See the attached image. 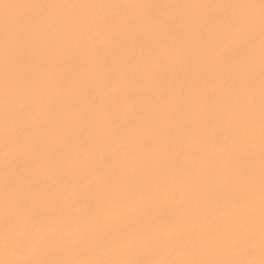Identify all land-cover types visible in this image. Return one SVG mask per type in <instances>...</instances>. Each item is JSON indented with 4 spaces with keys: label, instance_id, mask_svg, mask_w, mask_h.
<instances>
[{
    "label": "rangeland",
    "instance_id": "rangeland-1",
    "mask_svg": "<svg viewBox=\"0 0 264 264\" xmlns=\"http://www.w3.org/2000/svg\"><path fill=\"white\" fill-rule=\"evenodd\" d=\"M263 206L264 0H0V264H264Z\"/></svg>",
    "mask_w": 264,
    "mask_h": 264
},
{
    "label": "bare ground",
    "instance_id": "bare-ground-1",
    "mask_svg": "<svg viewBox=\"0 0 264 264\" xmlns=\"http://www.w3.org/2000/svg\"><path fill=\"white\" fill-rule=\"evenodd\" d=\"M224 114H225V113H224ZM225 121H226V120H225ZM225 124H226V123H225ZM76 175H77V173H76ZM30 178H31V177H30ZM33 178H34V176H33ZM28 179H29V177H28ZM24 180H26V179H24ZM20 184H21V183H20ZM157 195H158V194H157ZM131 196H132V195H131ZM122 197H123V196H122ZM125 197H126V196H125ZM160 197H161V196H160ZM129 201H130V200H129ZM131 203H132V202H131ZM239 203H240V202H239ZM262 203H263V202H262ZM126 204H127V203H126ZM242 204H243V203H242ZM239 207H240V206H239ZM263 207H264V206H263ZM235 208H236V207H235ZM243 208H244V207H243ZM243 208H242V209H243ZM236 209H237V208H236ZM237 210H238V209H237ZM238 212H239V211H238ZM89 213H91V212H89ZM92 213H93V212H92ZM99 214H100V213H99ZM91 215H92V214H91ZM104 215H105V214H104ZM209 216H210V214H209ZM90 217H91V216H90ZM100 218H101V217H100ZM263 218H264V217H263ZM193 220H194V218H193ZM211 220H214V219L211 218ZM211 220H210V221H211ZM84 221H85V220H84ZM88 221H90V220L88 219ZM88 221H87V222H88ZM206 221H207V219H206ZM210 221H209V222H210ZM221 221H222V220H221ZM254 221H255V220H254ZM71 222H72V221H71ZM91 222H92V221H91ZM194 222H195V221H194ZM203 222H204V221H203ZM224 222H226V221H224ZM252 222H253V221H252ZM73 223H74V222H73ZM95 223H96V222H95ZM97 223H99V222H97ZM212 223H213V222H212ZM61 224H63V223H61ZM64 224H65V223H64ZM69 224H70V223H69ZM183 224H184V223H183ZM183 224H182V225H183ZM209 224H210V223H209ZM228 224H229V223H228ZM256 224H257V223H256ZM58 225H59V224H58ZM70 225H71V224H70ZM252 225H253V224H252ZM258 225H259V226L261 225V227L263 228V227H264V222H263V221H262L261 223L259 222ZM63 226H64V225H63ZM63 226H62V227H63ZM188 226H190V225H188ZM188 226H187V227H188ZM200 226H201V225H200ZM206 226H207V225H206ZM211 226H213V224H212ZM208 227H209V226H208ZM222 227H223V225H222ZM249 227H250V225H249ZM249 227H248V228H249ZM256 227H257V226H256ZM59 228H60V227H59ZM180 228H181V227H180ZM184 228H186V226H185ZM229 228H231V227H229ZM242 228H243V227H242ZM251 228H252V227H251ZM189 229H190V228H189ZM212 229H213V228H212ZM215 229H216V228H215ZM225 229H226V228H225ZM225 229L220 230V233H223V232L225 231ZM259 229H260V228H259ZM55 230H56V229H55ZM55 230H54V231H55ZM64 230H66V229H64ZM176 230H177V229H176ZM181 230H182V229H181ZM197 230H198V229H197ZM253 230H254V228H253ZM256 230H257V229H256ZM174 231H175V230H174ZM195 231H196V230H195ZM206 231H207V230H206ZM213 231H214V230H213ZM215 231H216V230H215ZM215 231H214V233H215ZM226 231H227V230H226ZM246 231H247V230H246ZM59 232H61V231H59ZM199 232H200V231H199ZM209 232H210V231H209ZM240 232H241V231H240ZM244 232H245V231H244ZM250 232H252V230H250ZM54 233H55V232H54ZM65 233H66V232H65ZM255 233H256V232H255ZM32 234H33V233H32ZM52 234H53V233H52ZM58 234H59V233H58ZM61 234H62V233H61ZM178 234H179V233H178ZM195 234H197V232H196ZM210 234H211V233H210ZM225 234H226V233H225ZM247 234H248V233H247ZM253 234H254V233H253ZM191 235H192V234H191ZM207 235H208V234H207ZM213 235H214V234H213ZM243 235H244V234H243ZM255 235H256V234H255ZM29 236H30V235H29ZM35 236H36V235H35ZM35 236H34V237H35ZM53 236L55 237V235H53ZM61 236H62V235H61ZM184 236H185V235H184ZM187 236H188V235H187ZM211 236H212V235H211ZM218 236H219V235H218ZM220 236H221V235H220ZM222 236H223V235H222ZM39 237H40V236H39ZM46 237H47V236H46ZM56 237H57V236H56ZM56 237H55V238H56ZM195 237H196V236H195ZM201 237H202V236H201ZM247 237H248V236H247ZM28 238H29V237H28ZM49 238H50V237H49ZM138 238H139V237H138ZM143 238H144L145 240H144V239H141V240H142L141 242H144L145 244H147V243L150 244V242L153 241V240L155 239V238H153V236L150 237V238H145V237H143ZM178 238H180V236H179ZM183 238H184V237H183ZM237 238H238V237H237ZM244 238H245V237H244ZM36 239H37V238H36ZM42 239H43V238H42ZM44 239H45V238H44ZM59 239H60V238H59ZM193 239H194V238H193ZM208 239H209V238H208ZM238 239H239V238H238ZM251 239H252V238H251ZM251 239H250V240H251ZM263 239H264V237H263ZM50 240L52 241V238H50ZM166 240H167V238H166ZM172 240H173V239H172ZM174 240H175V239H174ZM212 240H213V238H212ZM248 240H249V239H248ZM37 241H38V240H37ZM162 241H163V240H162ZM177 241H178V240H176V242H177ZM235 241H236V240H235ZM245 241H246V239H245ZM25 242H26V241H25ZM33 242H35V241H33ZM33 242L30 241L29 244H30V245H33V244H32ZM44 242H45V241H44ZM153 242H154V241H153ZM195 242H197V241H195ZM210 242H211V241H210ZM240 242H242V241H240ZM240 242H239L238 244H240ZM253 242H254V241H253ZM151 243H152V242H151ZM166 243H167V241H166ZM234 243H235V242H234ZM245 243H246V242H245ZM245 243H244V244H245ZM29 244H28V246L30 247ZM36 244H37V242H36ZM124 244H127V245H124ZM124 244H122L121 246H118V245H117L118 247L113 248V249L111 248L112 250H110V251H109L108 249H105V251H104V249L101 248L103 251L101 250L100 254L96 253V255H99V256H97V257H98V259L101 258V260L107 259L108 257L110 258V255L113 254L114 249H115L114 252H118V251H119V252H120V251L122 252V250H124V249L126 248V246L128 247V245H129L128 242H126V243H124ZM140 244H141V243H140ZM170 244H171V242H170ZM209 244H210V243H209ZM236 244H237V243H236ZM236 244H235V246H236ZM238 244H237V245H238ZM241 244H242V243H241ZM253 244H254V243H252V246H253ZM34 245H35V244H34ZM34 245H33V246H34ZM20 246H21V245H20ZM25 246H26V245H25ZM129 246H130V245H129ZM15 247H16V246H15ZM102 247H103V245H102ZM108 247H109V246H108ZM197 247H198V246H197ZM197 247H196V245H195V252L198 250ZM199 247H200V246H199ZM231 247H232V245H231ZM237 247H239V246H237ZM237 247H236V248H237ZM19 248H20V247H19ZM30 248H31V247H30ZM33 248H34V247H33ZM103 248H104V247H103ZM117 248H118V249H117ZM130 248H131V247H130ZM251 248H252V247H251ZM24 249H26V248L23 247V250H24ZM128 249H129V247H128ZM165 249H166V248H165ZM196 249H197V250H196ZM240 249H242V248L240 247ZM11 250H12V249H11ZM98 250H99V248H98ZM98 250H97V251H98ZM117 250H118V251H117ZM191 250H194V247H193ZM191 250H190V252H192ZM227 250H228V249H227ZM237 250H238V249H237ZM25 251H26V250H25ZM29 251H30V250H29ZM29 251H28V252H29ZM97 251H96V252H97ZM124 251H125V250H124ZM164 251H165V250H164ZM166 251H167V250H166ZM166 251H165V252H166ZM228 251H229V250H228ZM10 252H11V251H10ZM16 252H17V250H16ZM22 252H24V251H22ZM193 252H194V251H193ZM244 252H245V251H244ZM19 253H20V251H19ZM188 253H189V252H188ZM199 253H200V252H199ZM232 253H233V252H232ZM238 253H240V252H238ZM238 253H237V254H238ZM168 254H169V253H168ZM195 254H196V253H195ZM197 254H198V253H197ZM237 254H236V255H237ZM248 254H249V253H248ZM13 255H14V254H13ZM15 255H16V254H15ZM114 255H115V254H114ZM160 255H161V254H160ZM187 255H188V254H187ZM199 255H200V254H199ZM249 255H250V254H249ZM161 256H162V255H161ZM246 256H247V255H246ZM75 257H76V256H75ZM99 257H100V258H99ZM167 257H168V255H167ZM236 257H237V256H235L234 258H236ZM240 257H241V256H240ZM142 258H143V257H142ZM184 258H185V255H184ZM75 259H77V258H75ZM75 259H73L72 261H74ZM95 259H97V258H95ZM161 259H162V258H161ZM186 259H187V258H186ZM193 259H194V258H193ZM196 259H197V258H196ZM203 259H204V258H203ZM70 260H71V259H70ZM157 260H158V258H157ZM231 260H233V259H231ZM234 260H235V259H234ZM241 260H242V259H241ZM244 260H245V259H244ZM72 261H71V262H72ZM81 261L84 262V261L82 260V258H81V259L78 258V260H75L74 262H72V264H82ZM159 261H160V258H159ZM100 262H101V261H99V263H100ZM104 262H105V260H104ZM149 262H150V261H149ZM168 262H169V261H168ZM171 262H172V261H171ZM171 262H170V263H171ZM165 263H166V262H165ZM165 263H164V264H165ZM237 263H238V262H237ZM67 264H68V263H67ZM70 264H71V263H70ZM101 264H102V263H101ZM158 264H159V263H158Z\"/></svg>",
    "mask_w": 264,
    "mask_h": 264
}]
</instances>
